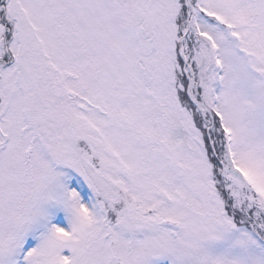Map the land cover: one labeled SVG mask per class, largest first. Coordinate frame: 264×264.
Masks as SVG:
<instances>
[{"label":"snow or ice","instance_id":"6c2138e0","mask_svg":"<svg viewBox=\"0 0 264 264\" xmlns=\"http://www.w3.org/2000/svg\"><path fill=\"white\" fill-rule=\"evenodd\" d=\"M0 264H264V0H0Z\"/></svg>","mask_w":264,"mask_h":264}]
</instances>
